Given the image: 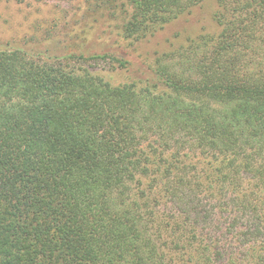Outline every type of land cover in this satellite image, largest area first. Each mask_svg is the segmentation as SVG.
I'll use <instances>...</instances> for the list:
<instances>
[{
    "label": "trees",
    "instance_id": "trees-1",
    "mask_svg": "<svg viewBox=\"0 0 264 264\" xmlns=\"http://www.w3.org/2000/svg\"><path fill=\"white\" fill-rule=\"evenodd\" d=\"M205 1L111 0L105 34ZM213 1L139 84L0 45V264H264V0Z\"/></svg>",
    "mask_w": 264,
    "mask_h": 264
},
{
    "label": "rangeland",
    "instance_id": "rangeland-1",
    "mask_svg": "<svg viewBox=\"0 0 264 264\" xmlns=\"http://www.w3.org/2000/svg\"><path fill=\"white\" fill-rule=\"evenodd\" d=\"M109 1L0 0V45L49 57L108 55L126 61V68L109 63V59H97L90 64L93 72L113 85L139 84L148 78L150 67L162 53L176 51L190 40L216 31L212 21L216 6L207 0L152 36L137 42L122 41L105 34L115 25L109 17Z\"/></svg>",
    "mask_w": 264,
    "mask_h": 264
}]
</instances>
